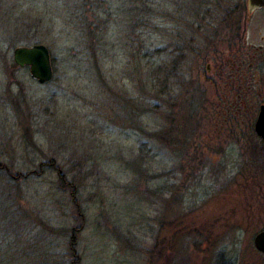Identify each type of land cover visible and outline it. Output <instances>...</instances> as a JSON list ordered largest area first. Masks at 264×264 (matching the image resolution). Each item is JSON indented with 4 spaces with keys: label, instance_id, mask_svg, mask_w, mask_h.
I'll return each instance as SVG.
<instances>
[{
    "label": "rangeland",
    "instance_id": "obj_1",
    "mask_svg": "<svg viewBox=\"0 0 264 264\" xmlns=\"http://www.w3.org/2000/svg\"><path fill=\"white\" fill-rule=\"evenodd\" d=\"M26 3L45 85L12 60ZM215 3L0 0V264H264V93L195 88Z\"/></svg>",
    "mask_w": 264,
    "mask_h": 264
},
{
    "label": "flooded vegetation",
    "instance_id": "obj_2",
    "mask_svg": "<svg viewBox=\"0 0 264 264\" xmlns=\"http://www.w3.org/2000/svg\"><path fill=\"white\" fill-rule=\"evenodd\" d=\"M211 9L208 11L218 10L215 6ZM220 9L224 13L212 15L216 24L209 23L212 33L197 46L201 63L195 88L198 93L223 95L222 106L230 108V114L236 111V115L244 108L242 102H252L254 95L259 98L264 93V74L257 69L264 57V8L239 0ZM211 38L216 43L213 40L212 44Z\"/></svg>",
    "mask_w": 264,
    "mask_h": 264
},
{
    "label": "water",
    "instance_id": "obj_3",
    "mask_svg": "<svg viewBox=\"0 0 264 264\" xmlns=\"http://www.w3.org/2000/svg\"><path fill=\"white\" fill-rule=\"evenodd\" d=\"M250 6L264 8V0H248ZM14 65L20 69H27L30 80L39 85H45L53 79V69L49 50L42 44L17 46L12 51ZM256 136L264 142V105H260L254 123ZM254 249L264 256V228L253 237Z\"/></svg>",
    "mask_w": 264,
    "mask_h": 264
},
{
    "label": "trees",
    "instance_id": "obj_4",
    "mask_svg": "<svg viewBox=\"0 0 264 264\" xmlns=\"http://www.w3.org/2000/svg\"><path fill=\"white\" fill-rule=\"evenodd\" d=\"M231 0H218V3H215L214 6L218 8L216 11L217 13H224L223 10L220 8H227L230 6ZM25 9H22V42L25 43L26 45H32V44H37L38 39L36 35V31L38 29V12L34 10V7L31 6L29 3H26ZM208 11V10H207ZM209 12V11H208ZM212 12V11H210ZM216 12L210 13L213 15ZM199 14V13H197ZM209 15L208 13H204ZM201 20H205V18H202ZM194 31V30H193ZM181 36L179 35V38ZM193 38V35H188L186 36V40H191ZM182 38V37H181ZM184 40V38H183ZM188 46V45H186ZM51 64H54V59L51 58ZM61 184V183H60Z\"/></svg>",
    "mask_w": 264,
    "mask_h": 264
}]
</instances>
